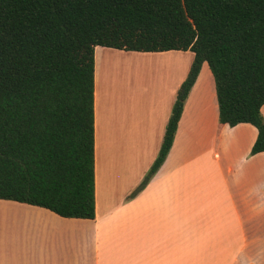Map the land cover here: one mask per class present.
<instances>
[{
    "label": "trees",
    "instance_id": "obj_1",
    "mask_svg": "<svg viewBox=\"0 0 264 264\" xmlns=\"http://www.w3.org/2000/svg\"><path fill=\"white\" fill-rule=\"evenodd\" d=\"M191 51L157 172L201 64L220 125L257 129L264 152V0H0V199L95 217L94 50Z\"/></svg>",
    "mask_w": 264,
    "mask_h": 264
},
{
    "label": "crops",
    "instance_id": "obj_2",
    "mask_svg": "<svg viewBox=\"0 0 264 264\" xmlns=\"http://www.w3.org/2000/svg\"><path fill=\"white\" fill-rule=\"evenodd\" d=\"M107 49L94 50L95 217L0 199V264H264V152L251 153L257 129L219 124L203 62L164 162L135 192L159 152L193 53L121 50L138 61H176L133 125L101 78Z\"/></svg>",
    "mask_w": 264,
    "mask_h": 264
},
{
    "label": "rangeland",
    "instance_id": "obj_3",
    "mask_svg": "<svg viewBox=\"0 0 264 264\" xmlns=\"http://www.w3.org/2000/svg\"><path fill=\"white\" fill-rule=\"evenodd\" d=\"M107 50L109 55L103 62L104 79L112 58L121 60L119 66L114 67V75L107 78L109 97L116 101V109L120 104L127 108L130 123L135 125L143 112L150 110L166 80L165 71L176 61L167 57H149L138 61L124 55V51L109 47Z\"/></svg>",
    "mask_w": 264,
    "mask_h": 264
},
{
    "label": "bare ground",
    "instance_id": "obj_4",
    "mask_svg": "<svg viewBox=\"0 0 264 264\" xmlns=\"http://www.w3.org/2000/svg\"><path fill=\"white\" fill-rule=\"evenodd\" d=\"M116 59H114L113 60V58H112V62H111V64L109 65V69H108V73H107V76L105 77L106 79L108 78V77H111V76H113L114 75V73H112L113 72V70H114V67L116 66V65H118L119 66V64L121 63V60L120 59H117V57H115ZM137 62V61H136ZM99 63V62H98ZM100 64V63H99ZM102 65V64H101ZM104 65V64H103ZM100 67V66H99ZM100 68H98V70H99ZM103 69H104V66H102L101 67V71L99 70V72H101V78L102 79H104V75H103ZM97 70V71H98ZM98 72V73H99ZM100 81H101V79H100ZM103 83H104V81H103ZM100 149V148H99ZM97 151V150H96ZM99 152V151H98ZM97 154V153H96ZM100 155V154H99ZM99 157V156H98ZM101 159V158H100ZM102 166V165H101Z\"/></svg>",
    "mask_w": 264,
    "mask_h": 264
}]
</instances>
